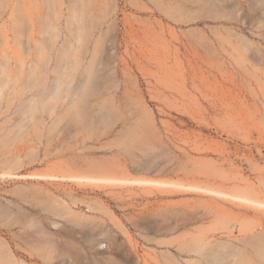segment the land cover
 I'll list each match as a JSON object with an SVG mask.
<instances>
[{"label":"rangeland","instance_id":"obj_1","mask_svg":"<svg viewBox=\"0 0 264 264\" xmlns=\"http://www.w3.org/2000/svg\"><path fill=\"white\" fill-rule=\"evenodd\" d=\"M0 82V264H264V0H0Z\"/></svg>","mask_w":264,"mask_h":264},{"label":"bare ground","instance_id":"obj_2","mask_svg":"<svg viewBox=\"0 0 264 264\" xmlns=\"http://www.w3.org/2000/svg\"><path fill=\"white\" fill-rule=\"evenodd\" d=\"M69 74L70 73H68V72H66V71H63L62 73H61V77L60 78H58L57 79V86H55V88L57 87V89H56V97H57V99H28L29 100V102H28V106H26L27 108L26 109H30V111H31V108H39L40 107V105L42 106V107H44V108H46V109H49V112L51 111V112H53L54 111V108L56 107V103L58 102V100L59 101H61V103L62 102H64V101H68V99L69 100H72V102L71 103H74V102H79V103H81V102H83V101H85L86 99H76V97L79 95V93H78V91H76V90H71V91H69V87H70V85H68V84H65L66 83V79H68V77H69ZM6 85L4 84V83H1L0 82V96L3 94V92H4V87H5ZM77 89H78V87H77ZM39 95V94H38ZM32 98V97H31ZM37 100L39 101V102H41V103H38L37 102ZM88 102V101H87ZM55 103V104H54ZM68 103V102H67ZM40 104V105H39ZM39 105V106H38ZM62 106V109L64 110V109H66V106H67V104L66 103H64V105H61ZM48 107V108H47ZM85 109H86V106L84 107ZM29 109H28V111H29ZM34 110V109H33ZM32 110V111H33ZM24 112H26V111H24ZM145 182V181H144ZM146 183H150V182H147L146 181ZM156 183H160V182H156ZM164 183V182H163ZM164 184H166V183H164ZM210 191H212V190H210ZM216 191V190H215ZM218 194H220L219 192H221V191H216ZM215 193V192H214ZM222 193H224L225 194V192H222ZM222 193H221V195H222ZM223 194V195H224ZM225 195H227L228 196V193L227 194H225ZM229 196H233L234 198H237V199H239V200H242V201H246V202H251V203H255V204H258V205H261V206H264V202H262V201H258V200H255V199H252V198H249V197H247V196H244V195H235V194H229Z\"/></svg>","mask_w":264,"mask_h":264},{"label":"built area","instance_id":"obj_3","mask_svg":"<svg viewBox=\"0 0 264 264\" xmlns=\"http://www.w3.org/2000/svg\"><path fill=\"white\" fill-rule=\"evenodd\" d=\"M241 155H242V156H245V155H246V151H242V152H241Z\"/></svg>","mask_w":264,"mask_h":264}]
</instances>
